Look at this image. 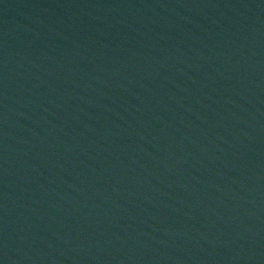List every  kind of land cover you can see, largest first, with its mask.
Segmentation results:
<instances>
[{"label":"water","instance_id":"95a60500","mask_svg":"<svg viewBox=\"0 0 264 264\" xmlns=\"http://www.w3.org/2000/svg\"><path fill=\"white\" fill-rule=\"evenodd\" d=\"M0 264H264V0H0Z\"/></svg>","mask_w":264,"mask_h":264}]
</instances>
